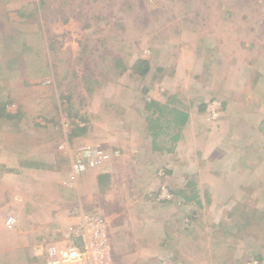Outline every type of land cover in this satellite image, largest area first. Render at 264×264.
<instances>
[{"label":"rangeland","instance_id":"rangeland-1","mask_svg":"<svg viewBox=\"0 0 264 264\" xmlns=\"http://www.w3.org/2000/svg\"><path fill=\"white\" fill-rule=\"evenodd\" d=\"M4 107L0 264H264V0H0Z\"/></svg>","mask_w":264,"mask_h":264},{"label":"trees","instance_id":"trees-1","mask_svg":"<svg viewBox=\"0 0 264 264\" xmlns=\"http://www.w3.org/2000/svg\"><path fill=\"white\" fill-rule=\"evenodd\" d=\"M138 63L139 65H146L145 68L149 69V62L146 60L137 62V67ZM146 69L143 73H146ZM174 102L175 98L172 97L166 104H160L156 100H149L145 104L146 111L154 108L152 113L147 114L146 122L148 135L151 137L153 146L156 149H164L163 145L168 144L170 145L168 150L173 151L182 136L184 126L188 123L189 113L177 105H172ZM0 113L6 117H13L14 115L7 111L5 107L0 110Z\"/></svg>","mask_w":264,"mask_h":264},{"label":"built area","instance_id":"built-area-1","mask_svg":"<svg viewBox=\"0 0 264 264\" xmlns=\"http://www.w3.org/2000/svg\"><path fill=\"white\" fill-rule=\"evenodd\" d=\"M84 254L76 247L72 246L68 251H64L60 256L54 257L52 264H77Z\"/></svg>","mask_w":264,"mask_h":264}]
</instances>
